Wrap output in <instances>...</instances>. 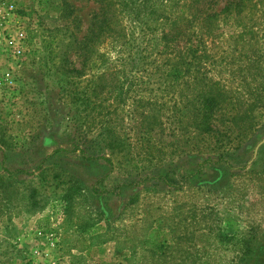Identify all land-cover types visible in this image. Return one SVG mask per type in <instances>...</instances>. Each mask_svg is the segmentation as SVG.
Segmentation results:
<instances>
[{
  "label": "rangeland",
  "instance_id": "1",
  "mask_svg": "<svg viewBox=\"0 0 264 264\" xmlns=\"http://www.w3.org/2000/svg\"><path fill=\"white\" fill-rule=\"evenodd\" d=\"M66 1L0 0V264H264V117L244 112L237 55L263 43L213 45L202 72L240 106L200 133L181 104L190 90L158 75L160 46L126 17L131 46L105 42L76 77L82 50L64 52L58 30L81 42L98 5ZM129 51L144 55L135 69ZM109 63L127 74L95 110Z\"/></svg>",
  "mask_w": 264,
  "mask_h": 264
},
{
  "label": "trees",
  "instance_id": "2",
  "mask_svg": "<svg viewBox=\"0 0 264 264\" xmlns=\"http://www.w3.org/2000/svg\"><path fill=\"white\" fill-rule=\"evenodd\" d=\"M92 1L98 5V8L91 14L87 28L88 35L84 36L81 42L77 41L74 33L70 32L67 35L66 28L58 30L59 35L62 36L64 52L74 45L82 50L80 69H71L76 77H81L86 69L97 67L98 61H104L103 55L99 53V47L105 42L118 44L125 49L131 46L130 39L133 35L127 33V27L122 21L126 17L134 30L138 29L142 34L154 36L152 45L160 46L159 56L162 62L157 65L158 75L169 79L171 87H180L182 82L187 90H190L189 93H182L180 99L181 104L188 111L185 110L188 113L185 114L191 127L196 132H212V117L215 111L238 109L240 101L230 99L217 81L202 72L201 66L208 60L212 61L210 50L225 36L231 42L228 45L235 52L241 42L245 46V43L256 40L264 45V32L261 33L262 38H258L259 29L256 22L258 13L264 16V0ZM63 2L65 10L68 9L67 6L70 4L66 0ZM243 54L246 63L242 70H245L247 76L251 78L248 80L246 74L240 78L241 85L246 86L244 95L246 99L242 103L246 105L244 112L259 110L264 117V47L251 53L237 52L239 57ZM126 56L128 57L125 60L128 61L130 69H135L138 62L140 60L142 62L144 58L142 53L137 55L135 51H129ZM62 60L65 61V57ZM126 70L109 63L103 71L93 75L90 95L94 99L95 110L101 109L102 103H98L101 94L106 89L113 88V82H120L118 78L120 74L126 75ZM133 78L130 76V79ZM186 78L190 81L185 80ZM183 79L184 81H181ZM113 91L108 89L109 95ZM111 107H113L112 103L109 108ZM98 115L102 117L104 114L99 112ZM114 141V139L109 140L108 148H115Z\"/></svg>",
  "mask_w": 264,
  "mask_h": 264
},
{
  "label": "built area",
  "instance_id": "3",
  "mask_svg": "<svg viewBox=\"0 0 264 264\" xmlns=\"http://www.w3.org/2000/svg\"><path fill=\"white\" fill-rule=\"evenodd\" d=\"M10 73H11L10 71L5 72V77L3 76V79L6 81L5 84L12 83V81H13L12 76L9 77Z\"/></svg>",
  "mask_w": 264,
  "mask_h": 264
}]
</instances>
